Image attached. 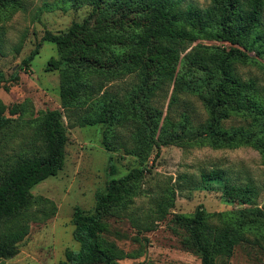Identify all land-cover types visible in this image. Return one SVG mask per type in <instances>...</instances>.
<instances>
[{
	"label": "trees",
	"instance_id": "1",
	"mask_svg": "<svg viewBox=\"0 0 264 264\" xmlns=\"http://www.w3.org/2000/svg\"><path fill=\"white\" fill-rule=\"evenodd\" d=\"M55 2L91 7L82 21H73L67 30L46 31L42 36L58 50L59 57L51 59L48 68L60 70L62 106L71 111L88 102L98 103L94 116L80 119L79 124L110 126L119 122L118 113L129 110L135 129L127 152L143 159L152 149L157 155L161 146L183 142L214 149L249 146L264 159V90L254 79L239 76L235 68L237 63L251 60L264 66V0H209L204 7L184 0ZM23 7V0H0L3 12ZM196 39L223 44L198 43L186 51V44ZM38 49L39 44L22 59L20 68H27ZM128 75H134L136 81L121 101L105 85ZM3 78L0 72V87ZM165 86L170 98L163 113L149 99ZM181 95L201 103L206 115L201 123H195L188 111L178 113ZM183 102L187 108L192 104ZM4 110L0 103V259L18 253L32 222H43L55 213L54 204L33 196L30 188L62 168L67 139L60 111L49 110L41 116L25 148L12 155L4 153L5 136L13 128V119ZM232 115L241 117L243 123L224 127V120ZM107 169L109 178L106 186L95 192L93 208L76 206L73 211V236L79 248L65 251L66 262L119 264L128 255L103 236L109 219L127 215L139 234L152 231L166 216L167 195L157 198L142 218L128 213L144 166L117 176L109 158ZM201 179L222 182L225 196L239 204L252 205L258 196L253 185L231 184L219 170L202 172ZM172 221L184 230L183 247L198 255L201 264H218L219 258L227 262L236 245L249 241L250 236L264 243V210L257 206L213 213L198 207L191 214H174Z\"/></svg>",
	"mask_w": 264,
	"mask_h": 264
},
{
	"label": "rangeland",
	"instance_id": "2",
	"mask_svg": "<svg viewBox=\"0 0 264 264\" xmlns=\"http://www.w3.org/2000/svg\"><path fill=\"white\" fill-rule=\"evenodd\" d=\"M23 1L22 9L12 13L0 11V72L4 74L0 103L5 107L4 113L13 119V128L4 140L8 143L2 151L12 155L25 148L27 141L34 137L41 116L49 110L60 111L67 139L62 168L30 188L33 196L52 202L55 213L43 222H32L18 253L12 258L0 259V264H71L66 262L65 251L79 248L73 236V211L76 206L84 210L93 208L95 192L104 188L109 178V158L117 168V176L133 167L144 166L146 169L137 181L129 214L142 218L157 198L168 196L166 216L157 221L152 231L138 234L131 219L124 214L109 219L108 230L103 236L114 241L128 255L120 259L119 264H201L198 255L183 247L184 230L173 223L174 214H191L198 207L208 213L251 210L256 206L264 210V159L252 147L214 149L183 142L161 146L157 155L152 149L143 159L127 152L132 146L131 135L135 129L129 110L118 113L119 122L110 126L102 122L79 124L80 119L94 116L98 103L88 102L71 111L62 106L60 70L48 68V62L59 57L58 50L54 43L42 40V36L46 31L67 30L73 21H82L91 7H71L55 0ZM186 2L200 7L209 4V0H184ZM261 21L264 24V9ZM198 43L223 44L217 40L196 39L186 44V51ZM37 44L38 53L27 68H20L22 59ZM235 68L239 76L254 79L264 90V66L251 60L237 63ZM13 73H16L15 77L11 76ZM135 81L134 75H128L107 82L105 88L122 101ZM169 98L170 89L165 86L149 101L166 113ZM183 100L191 102L193 109L187 108ZM10 109H16V112L12 114ZM176 109L178 113L188 111L195 123H201L206 117L201 103L191 96L181 95ZM174 118L178 119L177 113ZM241 123V117L232 115L223 125L228 128ZM211 170L222 171L231 184L253 185L258 191L254 203L239 204L225 196L222 182L203 181L201 173ZM248 239L236 245L227 262L219 258L217 263L264 264V243L255 241L252 236Z\"/></svg>",
	"mask_w": 264,
	"mask_h": 264
}]
</instances>
